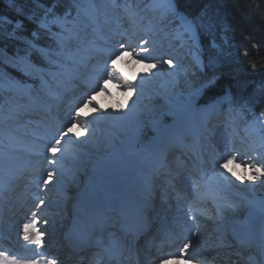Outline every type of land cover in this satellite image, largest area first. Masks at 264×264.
<instances>
[{
  "label": "rangeland",
  "instance_id": "374dc122",
  "mask_svg": "<svg viewBox=\"0 0 264 264\" xmlns=\"http://www.w3.org/2000/svg\"><path fill=\"white\" fill-rule=\"evenodd\" d=\"M163 2L162 5L166 6L158 9L161 7V3L150 0L149 8H157V10L147 12L146 16L140 15L141 23L137 25V30L138 34L142 33V35L137 41L136 36L131 34L133 31L125 28L132 25L133 20L130 17L122 19L127 21L122 26L125 28L121 42L122 51L136 52L138 56L136 59L141 60L139 63L135 59L134 61L116 59L112 53L106 55L103 51L98 50L96 47L107 48L106 46L111 45L110 52H113L118 48L117 43L114 45L108 41V37L111 35L110 31L106 32L108 35L106 39H97L94 23L88 21L86 16H95L101 13L102 18L109 20L108 13L111 12L109 8L119 14L123 6L130 10L138 8V11L132 14L139 15L145 8L142 1L138 0L135 4V0H87V5L82 8L83 11L79 10L70 16L64 15L50 21V24L58 28L55 32L57 46L53 49H45L48 54L53 53V59H57L53 63V69L46 68L45 72L38 69L40 78L37 80L32 71L19 65V71L22 68L27 71V74L20 73L22 76L25 75L26 79L18 84L11 81L10 85L0 82V89L9 94L8 102L0 104V125L2 126L0 129V182L3 183L2 188L6 189V192L4 190L0 192L1 199H7L9 193L17 194L18 191L14 187L18 183L15 182L24 181L23 176L27 178L25 180L26 188L28 180L35 181L33 193L37 195L34 197V206L38 212L36 215L37 224L41 225L40 232L43 235H54L50 229L64 225V218L69 216L77 193L85 191L89 196L96 187L108 185L112 180H115L116 176H118V179L115 180L118 187L122 186L121 188H123L125 181L131 178L133 181L130 188L135 186L137 190L138 188L139 191L142 190L139 195L141 200H145L146 203L152 202L151 206H155L157 209L165 208V205L169 203L164 200L168 191L165 184L167 177H178L179 181H185V178L191 174V164H197L198 154L203 150H208L203 158L206 164H197L195 169L197 172H201V175L199 177L193 175V181L187 190V197L191 201L196 203L198 199H201V203H205L207 200L211 207L210 213L206 214V221L199 225L201 231L205 233L224 231L234 219L245 221L247 220L245 218L249 219L257 213L262 216L261 222H264V176L258 180L251 179L255 172L253 165L264 173V159L261 158L264 141L258 139L260 130L264 128V119L258 118L256 123L251 124V130L244 132L236 126L235 114L229 109H223V103L228 100L227 98H218L207 103L202 101L201 97L205 88L215 78L199 77L198 70L203 68V65L196 50L191 51L189 62L185 56L174 52V50L179 51L178 47L180 48V45L184 43V39L192 40L191 42L199 48L196 32L193 34L181 19L179 27L184 34L176 32L181 34V39L176 46H169L171 42L167 40L171 37L170 28L163 25L159 20L160 16L155 14L156 12L172 11V3L169 0ZM132 14L130 16H133ZM43 24L47 25L48 29L50 28L47 22ZM148 42L152 43L147 47L153 46L157 53L162 50L168 51L169 58L166 60H170L171 64L161 62L145 65V61L140 57L142 54L139 52L140 46L143 43L146 45ZM82 47H87V52L88 48L93 51L92 55L88 54L91 59L85 66H83L82 59L78 61L81 55L87 54L82 50ZM56 53L62 54L57 55ZM83 59L87 60V58ZM114 59L116 60L115 72L109 78L104 71L105 62L111 66ZM133 62L137 64H132ZM151 65H156V67H150ZM79 70L85 71L86 74L80 76L76 81H71L77 77L76 74L79 73ZM111 70L109 67L108 71ZM31 79L36 83L33 84ZM125 81L130 82L133 86H139L142 93L129 91L125 87ZM93 85L96 87L92 88ZM78 92L80 93L78 94ZM61 93L67 94L69 98L68 108L70 109L65 111L61 107V99H63L60 97ZM88 99H92V103L85 106ZM80 100L81 102L77 104ZM64 101L67 102V99ZM121 109H124L127 116L135 122L136 130L130 135L122 130L123 121L118 116ZM77 112H79V117H77ZM198 112L200 113L198 114ZM60 116H63V120H58ZM163 116H178L181 119L180 126L174 129L168 137L173 141V144L167 146V141L161 144L160 154L161 156L165 152L168 154L167 158L164 157L167 165L171 164V166L167 167L161 164L158 171L147 179L148 169H144L145 171L141 175V170L136 171L139 165L136 160L134 168L127 169L131 172L123 173L119 166L124 167L125 161L129 160L135 152L153 151L151 143L153 139L149 133L153 132L156 123ZM201 118H205V127H201L197 137L198 141L192 144V139L188 138L189 133L186 131L185 122L193 119L200 127ZM218 119L221 124L215 129L218 122L214 121ZM146 127H149V131ZM23 128L29 131L23 132ZM111 132L116 135L118 140L115 144L122 145V151L118 152L119 149L109 146L108 136ZM229 132L234 136H230ZM3 136L6 138L3 139ZM57 139L60 140V145L53 154L52 146ZM8 144L12 147H6ZM46 144L48 145L47 150H42L41 148L44 149ZM33 145L39 147L37 153L29 152L28 149ZM182 146L186 147L183 156L180 151ZM130 147H134L135 151L128 152L127 149ZM165 148L169 150L166 151ZM14 150L27 156L16 158L4 154V152ZM120 153L122 154L119 155ZM155 158L154 162L157 165ZM220 165L226 166L220 167ZM22 168L24 169L17 171ZM170 170L174 172L172 173ZM49 172H52L53 179H49ZM30 175L35 177H30ZM38 183L39 185L35 186ZM192 183L197 186L194 191L191 187ZM32 185L28 186L32 187ZM157 191L158 196L154 202L151 197ZM175 191L176 194L183 197L178 193V188ZM195 191L197 192L194 193ZM106 192L107 190L104 194ZM210 195H213L216 201L209 199ZM237 196L242 197L240 202L232 199ZM24 197V203L29 202L31 201L29 197L32 198L33 194L25 191ZM136 199L133 196V202H137ZM175 203L179 206L182 205V202L175 201ZM197 205L186 206V208L181 206L182 215L177 214L175 217H171L172 221L168 226V230L171 232H167L166 236L178 237L182 236L180 233H187L183 215L187 212L196 215ZM39 210H41L40 213ZM21 214L25 217L24 219L28 216H25L24 211ZM24 219H20L16 225L22 223ZM163 222H166V219ZM221 228L223 229L221 230ZM18 235L20 236V234ZM193 236L194 234H190L184 241H181V248H184L185 244H189ZM207 236L209 238L203 246L193 245L191 241L185 253L189 256L191 254L192 257L186 258L185 264L219 263L211 254L214 241L210 234ZM162 244L164 243L162 242ZM160 253H164L163 249L160 250ZM162 256L156 261H165V258H172L173 262L176 261L175 259L180 260V256L174 252ZM8 259H11L10 255ZM76 264H93V262H78Z\"/></svg>",
  "mask_w": 264,
  "mask_h": 264
},
{
  "label": "trees",
  "instance_id": "16d2710c",
  "mask_svg": "<svg viewBox=\"0 0 264 264\" xmlns=\"http://www.w3.org/2000/svg\"><path fill=\"white\" fill-rule=\"evenodd\" d=\"M175 1L179 10L205 25L197 29L209 67L203 76L216 78L206 88L205 97L230 91L241 108L247 106L264 116V0ZM72 4L73 0H0V18L21 21L19 27H13L3 25L0 20V49L8 54L0 55V73L6 75L13 69L7 56L22 52H29L31 62L46 64L36 50L49 46L39 22L45 14L56 13ZM32 32L38 38L33 40ZM28 41H34L36 48Z\"/></svg>",
  "mask_w": 264,
  "mask_h": 264
},
{
  "label": "bare ground",
  "instance_id": "6f19581e",
  "mask_svg": "<svg viewBox=\"0 0 264 264\" xmlns=\"http://www.w3.org/2000/svg\"><path fill=\"white\" fill-rule=\"evenodd\" d=\"M84 23V22H83ZM87 23V22H86ZM111 23L112 24H116V23H119V19L117 18V16H116V14L113 12L112 13V15H111ZM79 27V26H78ZM83 28V27H82ZM85 29V28H84ZM78 30V29H77ZM79 31V30H78ZM133 31V30H132ZM146 55H148L145 59H146V61L147 60H150L151 59V56H149V53L148 52H146ZM133 58V57H132ZM132 58H130V59H132ZM130 61H132V60H130ZM141 61V60H140ZM126 63V62H125ZM134 63H136V62H133L132 64H134ZM131 64V65H132ZM137 64V63H136ZM135 64V65H136ZM153 64V63H152ZM126 66H128V65H126ZM130 67V66H129ZM179 124H181V120H180V122H179ZM186 127H187V130L189 131V132H191V133H193V134H195V129L193 128V125H192V122H188L187 123V125H186ZM218 133V132H217ZM168 134V133H167ZM166 134V135H167ZM165 135V136H166ZM44 136V135H43ZM165 136L163 137V138H165ZM162 138V139H163ZM161 139V140H162ZM47 140V139H46ZM49 141V140H48ZM46 143V142H45ZM43 144V143H42ZM48 146V145H47ZM153 149V148H152ZM151 149V150H152ZM153 152V151H152ZM7 154V155H10V156H12V157H16V158H18V157H22V156H24V153H22V152H20V151H17V150H14V151H11V152H4V154ZM132 154V153H131ZM1 156V155H0ZM25 156H27V155H25ZM24 156V157H25ZM131 157H143L142 155H140L139 153H135V154H133V155H131L130 156V158ZM2 158V157H1ZM10 158V157H9ZM150 159H151V157H150ZM5 161H6V158H5ZM4 161V162H5ZM126 162V161H125ZM10 163V162H9ZM136 163V162H135ZM151 164V163H150ZM124 165V164H123ZM133 166H135V165H133ZM183 166V165H182ZM125 170H127L126 168H125ZM139 171V170H138ZM131 172V171H130ZM124 173V172H123ZM116 174V173H115ZM117 174H119V173H117ZM118 176H116L114 179L116 180V179H118L117 178ZM21 179V178H20ZM118 182V181H117ZM150 183V182H149ZM31 184H33V183H28L27 184V188L29 187L28 185H31ZM150 185V184H149ZM36 186V185H35ZM122 187V186H121ZM193 189V188H192ZM191 191V190H190ZM82 191H80L79 193H78V197H81V196H84L82 193H81ZM91 192V191H90ZM92 193V192H91ZM140 193V192H139ZM166 195V194H165ZM92 201H91V204L93 205H95L96 207H97V205H98V207H105V202H106V200L107 199H109L110 197H112V198H114V200H116V201H122L123 202V204H122V206H120L122 209H125L126 207H127V204L125 203V199H124V195H123V193H122V191H118V188H116V187H114V183H112L111 184V186L109 187V190L107 189V192H106V194H100V191L98 190V189H95V191H93V193H92ZM177 196V195H176ZM176 196H173V192L172 191H169V192H167V197H166V199L169 201V203H167L166 205H165V208H166V210L165 211H169L171 208L172 209H176V210H180V206H179V204L178 205H176V203H175V201H178V199H181V202H182V204L184 205V207L186 208V206H190L191 205V202L188 200V199H186V198H184V197H182V198H176ZM27 197V196H26ZM177 197H179V196H177ZM30 199H31V197H29ZM166 199H164L165 201H166ZM143 201V200H142ZM145 201V200H144ZM197 202V201H196ZM164 206V205H163ZM207 206H209L208 205V203H203V205H199L198 206V208H197V210H198V214H197V216L196 217H193L192 215H188V221L189 222H192L191 223V225L193 226V223H195V222H201V221H206V214H208L209 213V209H207L206 207ZM120 212H122V210H120ZM92 213H93V217L91 216V218H95L96 216H95V212H94V210L92 211ZM191 213V212H190ZM179 215V214H178ZM99 218L101 219V221H103V220H105V218L106 217H104V215H103V217H101L102 216V214H99ZM85 217V221L88 223V224H95V222L96 221H98V219L96 218V219H94V220H92L90 217H88V218H86V216H84ZM32 217H30V219H31ZM79 218H81V216L79 217ZM20 219H21V217H20ZM29 219V220H30ZM198 219V220H197ZM29 220H26V221H29ZM200 220V221H199ZM81 221H83V220H81ZM92 221V222H91ZM25 224H29V225H31V222L29 223V222H24V225ZM153 224H155V220L153 219ZM162 229H165V228H163L162 227ZM31 231V227H30V229H29V232ZM174 234V233H173ZM177 234V233H176ZM31 239H33V237H30V240ZM193 240L195 241V242H197V240H196V238H193ZM3 244H5V243H3ZM140 245H142V242L140 243ZM64 248H66L65 246H63ZM121 250H123V249H121ZM184 257H187L186 256V254H184L183 255ZM100 258V256L99 257H97V261H98V259ZM13 260V259H12ZM16 262H17V264H26V262H24V261H18V260H16V259H14ZM0 264H4V262H1L0 261ZM108 264V263H107Z\"/></svg>",
  "mask_w": 264,
  "mask_h": 264
},
{
  "label": "snow or ice",
  "instance_id": "6c2138e0",
  "mask_svg": "<svg viewBox=\"0 0 264 264\" xmlns=\"http://www.w3.org/2000/svg\"><path fill=\"white\" fill-rule=\"evenodd\" d=\"M173 7V10L175 9V5L173 4L172 5ZM70 14V13H69ZM180 19L182 20V22L184 24L187 25V27L189 28V30L192 31L193 34H195V32L197 31V29L199 28H203L205 27V25L201 22H198L196 20H188L186 17H180ZM41 27H47V25H44L42 24ZM33 37L34 38H38L37 37V34L35 32H33ZM194 38V36H193ZM147 43V41H145ZM29 45L32 47V48H36V45L32 42V41H28ZM37 51L41 52V54H43L46 58L48 57V53H47V50L45 49H42V48H37ZM57 55L59 54H62V53H56ZM132 55L131 52H127V51H120L118 53H115V56H116V59H121L125 56H130ZM111 58V57H109ZM115 62L116 60H112V64L111 66H109L107 64V62H105V67H104V71H105V74L111 78V76L113 75V73L115 72ZM164 63H168V64H171V61L170 60H166L164 61ZM111 67V71L109 72L108 71V68ZM150 67H156V65H151ZM22 72H24L25 74H27V71L25 69H21ZM51 74V73H50ZM125 87L129 90V91H139L142 93V89H140L139 86H133L130 82L128 81H125ZM92 103V99H88L86 102H85V106H87L88 104H91ZM135 103V102H134ZM77 117H79V112H77ZM259 135L261 137V140L264 141V129H261L260 132H259ZM60 145V140L57 139L55 141V144L52 146V151H53V154H55V152L57 151L58 147ZM228 163H231V161H228ZM226 165H220V167H225ZM255 170L253 176L251 177V179H254V180H258L260 179L261 176H264V173L261 172V169L260 168H256L255 165L252 166ZM259 174V175H257ZM48 177L49 179H53V174L52 172H49L48 173ZM226 179V178H225ZM41 203H43V201H41ZM35 221H33V223L31 225L29 224H25L24 225V240L26 241H30L32 243H35V244H39L40 243V237L39 235H37L34 239H31L30 240V236H29V229L30 227L31 228H34L35 227ZM190 243L191 241L189 242V244H185L184 245V249L187 250V248L190 246ZM0 261H3L4 264H17V262L13 259V260H9L8 257L0 252ZM31 264H37V262H31Z\"/></svg>",
  "mask_w": 264,
  "mask_h": 264
},
{
  "label": "water",
  "instance_id": "95a60500",
  "mask_svg": "<svg viewBox=\"0 0 264 264\" xmlns=\"http://www.w3.org/2000/svg\"><path fill=\"white\" fill-rule=\"evenodd\" d=\"M178 122L177 119H172L168 122H166L165 124H163L158 130H157V133H156V137H160L164 131H166L168 128L174 126V124H176Z\"/></svg>",
  "mask_w": 264,
  "mask_h": 264
}]
</instances>
